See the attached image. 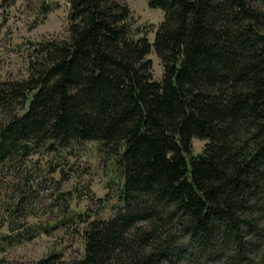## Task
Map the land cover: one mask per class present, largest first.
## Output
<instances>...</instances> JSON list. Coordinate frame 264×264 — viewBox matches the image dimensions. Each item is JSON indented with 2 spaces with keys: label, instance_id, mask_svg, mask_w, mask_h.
I'll list each match as a JSON object with an SVG mask.
<instances>
[{
  "label": "trees",
  "instance_id": "trees-1",
  "mask_svg": "<svg viewBox=\"0 0 264 264\" xmlns=\"http://www.w3.org/2000/svg\"><path fill=\"white\" fill-rule=\"evenodd\" d=\"M67 2L68 39L0 80V166L96 142L117 203L76 214L79 255L29 264H264V0H147L163 12L152 41L122 0ZM46 228L9 225L0 251Z\"/></svg>",
  "mask_w": 264,
  "mask_h": 264
},
{
  "label": "rangeland",
  "instance_id": "rangeland-1",
  "mask_svg": "<svg viewBox=\"0 0 264 264\" xmlns=\"http://www.w3.org/2000/svg\"><path fill=\"white\" fill-rule=\"evenodd\" d=\"M122 1L131 9L133 27L142 31L137 36L144 34L152 41L162 10L150 8L147 0ZM68 11L67 0H0V80L27 77L36 42L68 39ZM147 58L153 78L159 80L163 74L159 57L151 51ZM204 142L193 138L192 151L199 152ZM117 178L109 152L96 142L54 153L42 150L24 164L0 166V234L8 232L9 225L47 227L29 240L6 245L0 258L8 264H29L56 247L66 260L79 255L83 249L79 230L84 223L76 221V214L110 216L117 203ZM19 201L20 208L14 212ZM70 213L75 216L67 219Z\"/></svg>",
  "mask_w": 264,
  "mask_h": 264
}]
</instances>
